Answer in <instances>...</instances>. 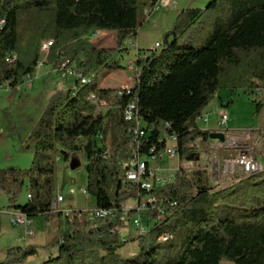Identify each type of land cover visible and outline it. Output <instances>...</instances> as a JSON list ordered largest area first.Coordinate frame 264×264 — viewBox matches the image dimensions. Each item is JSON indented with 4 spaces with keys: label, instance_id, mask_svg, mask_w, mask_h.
Here are the masks:
<instances>
[{
    "label": "trees",
    "instance_id": "16d2710c",
    "mask_svg": "<svg viewBox=\"0 0 264 264\" xmlns=\"http://www.w3.org/2000/svg\"><path fill=\"white\" fill-rule=\"evenodd\" d=\"M158 1L0 0V86L16 89L33 77L45 40L52 46L44 64L59 70L67 60L82 77L93 74L50 97L25 143L30 167L0 169L7 209L29 220L60 217L51 210L55 158L82 150L86 193L96 210L116 214L115 220H66L67 230L49 244L56 254L40 264H264V169L222 187L212 185L207 170L180 164L172 181L148 192L124 182L135 157L166 150L162 134L175 137L179 159L208 147L212 131L197 122L220 91H260L255 113L264 95V0H209L179 10L158 47L135 58L128 91L100 88L104 74L122 68L114 54L127 51L125 42L137 36L143 9H155ZM92 32L114 33L116 48L87 41ZM93 95L106 104L105 113L96 112L88 100ZM130 106L133 118L126 120ZM136 121L142 137L133 135ZM23 189L27 200L19 204ZM148 195L165 214L147 212L144 233L121 237L136 213L123 217V204ZM131 244L135 251L122 254ZM37 252L11 247L0 264H23Z\"/></svg>",
    "mask_w": 264,
    "mask_h": 264
},
{
    "label": "rangeland",
    "instance_id": "374dc122",
    "mask_svg": "<svg viewBox=\"0 0 264 264\" xmlns=\"http://www.w3.org/2000/svg\"><path fill=\"white\" fill-rule=\"evenodd\" d=\"M209 0H159L155 9L148 11V9H143V23L140 25L137 31V36L132 40H127L125 42V47L128 50L127 53L124 51H118L122 53L121 56H115L117 58L121 69L112 71L111 73H106L100 78V84L105 88L116 89L118 92L122 89L121 86L131 83L132 70L127 69L128 61H135L136 58V48L143 47L145 53L148 51L154 50L156 44L161 42L163 34L170 29L172 23L175 19L176 14H173L174 9L181 10L187 8L191 5L196 6L197 8H202L206 5ZM195 7V8H196ZM178 12V11H177ZM95 32H92L93 34ZM85 39L93 44L107 49H115V35L114 33L107 32H98L97 36L91 38L90 35ZM51 40H45L41 42H49ZM40 45V47H41ZM146 48H148L146 50ZM46 54H40V61L36 68L35 74L33 75L34 85L33 88L28 90L25 89V84L18 86V89H11L8 85H3L0 88V94L2 97L6 96V99L1 100V104L4 105L2 111L3 115L11 114L13 122L15 123V129L11 131V136L7 139L6 142H0V169L6 168H19V169H28L32 161V150L25 148V143L28 140L30 132L35 125V123L41 117L44 109L48 105L49 97L55 94L57 91H65L69 88L75 87V82L69 77H63L61 70L54 69L51 65L44 64ZM65 63L66 68L71 66H76L75 63H68L67 60H64L62 64ZM93 75V74H89ZM88 75V76H89ZM26 82V81H25ZM124 83V84H123ZM51 87L55 90L49 92ZM44 95H47L44 96ZM49 95V96H48ZM51 95V96H50ZM220 99L227 102L228 106L226 109L216 110L217 113L222 111H227L229 113V120L222 132L225 136L237 135L240 136L245 132L251 133V148L254 152V155L262 160L264 163V107H260V111L255 113L256 103L260 96L255 92L239 90L235 92L222 90L219 92ZM14 98V99H13ZM13 99V105L10 101ZM219 101L218 96H216L210 104L202 112V118L204 119L206 114L208 115V121L204 122L199 120L197 125L200 129L211 130L219 132L220 128L216 125V119L218 114H212L215 112L213 105ZM107 110L106 106H103L97 109L96 112L100 111L105 113ZM206 113V114H205ZM7 130V127H5ZM19 134H23L25 142L22 143L21 147L18 145L20 140L18 139ZM14 139V143L11 142V138ZM162 139L166 141V149L174 148L176 143L168 136L162 134ZM213 141V140H212ZM25 148V149H24ZM216 152L217 154L212 156V153ZM164 152H161L163 155ZM222 150H214L209 146H199L196 152L191 154L184 155L179 159L178 155L175 154L174 157H170L166 154L162 156L159 160L158 166L161 170L167 171L169 173H174L178 169L180 164L186 169H202L207 170L209 178L211 181L209 166L211 161H220L224 157ZM145 158H141L144 160ZM55 188L57 192V187H61V195L64 198V202L60 204V208L64 205L66 206H76L77 208L84 213L89 211L96 210V203L93 197L82 194V190L86 187V173H85V155L82 150L72 151L67 159H57L55 158ZM27 200V195L25 189H23L18 197L17 202L19 204L25 203ZM135 201H128L125 204V208L131 209L134 208ZM7 198L0 191V208L6 206ZM150 215H141V223L143 226L146 225V221L150 218ZM135 218V215L132 216L129 229L130 233L127 231L120 230V236L127 238L136 234V231L132 225V219ZM33 222L32 229L35 230L36 236L32 239V242L35 244L37 249V255L29 258L23 264H40L46 260L49 256L54 255L57 251L56 246H50L49 244L54 240V236L49 238V242L46 241V232L47 231H56L62 234L67 226V222L63 216H52L48 219L44 217L31 218ZM14 226V225H13ZM127 229V228H126ZM53 233V232H52ZM43 236L42 241L39 243V239ZM45 238V240H44ZM31 239L24 240L19 243V246L26 245ZM45 246H41V245ZM135 251L133 244L129 245L122 251V254L129 255ZM4 257L0 254V261ZM220 264H234L228 260H222Z\"/></svg>",
    "mask_w": 264,
    "mask_h": 264
},
{
    "label": "built area",
    "instance_id": "2783aa9c",
    "mask_svg": "<svg viewBox=\"0 0 264 264\" xmlns=\"http://www.w3.org/2000/svg\"><path fill=\"white\" fill-rule=\"evenodd\" d=\"M151 9L149 8V11ZM98 32H95L90 35L91 38L96 37ZM52 46V41L42 43L40 47V52L42 54H48L49 48ZM158 44H156V47ZM16 59V55L8 56L6 62H12ZM134 64L132 62L128 63L127 69L132 70ZM61 70L63 77H69L71 79L78 80L80 83H86L89 81L91 76L80 77V70L76 66H71L66 68L65 63L60 66L59 71ZM29 78L24 79V81H28ZM124 84V83H123ZM130 84H125L121 86L120 91H128L130 89ZM1 87V86H0ZM120 94V92H118ZM256 94L258 96H262L260 91H257ZM88 100L91 104L96 106L97 109L105 106V104L99 101L94 95L88 96ZM261 106L264 107V95L261 99ZM133 107H128V118L126 120H131L133 118L132 113ZM215 114V112H212ZM208 115L206 114L204 119L201 118L204 122L208 121ZM264 118V114H263ZM229 120V113L227 111H222L218 113L217 117V126L222 130H224L227 122ZM1 134V129H0ZM143 131L140 130V123L136 121V128L133 130V135L137 137L143 136ZM175 143V137H170ZM213 144L209 145L210 148L214 150H222L225 154L224 157L220 161H211L209 166V173L211 177L212 185H223L224 180L232 181L239 177H245L254 172H261L264 169V163L261 159L254 155V152L251 148V133L245 132L240 136L237 135H224V140L222 142L218 140L210 141ZM163 155L166 154L170 157H174L176 154L175 147L170 149L167 148L163 151ZM217 153L213 152L212 156L215 157ZM161 153L157 156H152L147 160H141V158L135 157L132 161L131 168L125 174V181L132 185H137L142 190L150 191L154 186H162L165 183H168L173 180L174 173H169L167 171L161 170L158 166L159 160L162 158ZM83 195H87L85 189L82 190ZM63 203V197L61 195L56 194V199L53 201V206L51 210L63 216L65 220L75 219L81 223L84 218H87L90 221L95 219H109L115 220L116 214L112 211L102 210L101 211H89L84 214L81 212H76L68 209L60 208V204ZM126 204V203H125ZM125 204L122 206V216L126 217L127 213L130 209L125 208ZM133 210L136 211L135 218L132 219V225L137 234L144 233L145 226L141 223V215L146 214L147 212H155L158 216H163L165 214V208L162 207L157 200V198L153 195L139 197L134 204ZM5 213L9 214L11 224L14 226H26L30 227L31 223L29 219L26 218L24 214L16 210H5ZM120 231V230H119ZM126 233L130 231L129 228L125 229ZM34 230L31 229L27 234L28 237H34Z\"/></svg>",
    "mask_w": 264,
    "mask_h": 264
},
{
    "label": "crops",
    "instance_id": "0c3cea01",
    "mask_svg": "<svg viewBox=\"0 0 264 264\" xmlns=\"http://www.w3.org/2000/svg\"><path fill=\"white\" fill-rule=\"evenodd\" d=\"M189 7L195 8L196 6L191 5ZM181 9H182V7H181ZM151 10H153V9H151ZM177 11H179V10L178 9H174L173 10V14L175 15L177 13ZM147 49L148 48H146V50ZM143 50H144L143 47L142 48L141 47H137L136 48V52H135L136 57L138 55H140L141 57H144L145 55L148 54V53H145V51H143ZM124 52L127 53L128 50L127 51H124ZM121 55H123V54H120V53H116L115 54V56H117V57L118 56H121ZM129 62H132V61H128V63ZM111 74H112V72H111ZM24 83H26L25 84V89H28V90L32 89L33 88V85H34L33 77L32 78H29V80L26 81V82L23 81L22 84H24ZM99 86H100V88H105L101 84ZM2 87L3 86H1L0 88H2ZM18 88L19 87H17L16 89H18ZM69 89H74V88H69ZM53 90H55V89H53L51 87V89H50L49 92H53ZM44 96L47 97V95H44ZM217 96L219 98V101L216 102L215 105H213V108L215 109L214 111H215L216 114H218L216 110L226 109V107L228 106V103L227 102H224V101H222V99H220L219 93H218ZM2 99H6V96L2 97L1 94H0V129H1L0 142H6L7 139L9 138V136H11V131L13 129H15V123L13 122V119H12L11 114H7L6 116L3 115L2 112H5V111H2V110L4 109L5 106L1 104V100ZM13 99L9 100L10 103H11V105H13ZM105 106H106V104H105ZM216 125H217V119H216ZM5 127H7V130H5ZM18 139L20 140V142H19L20 145H18V146L21 147L22 146L21 144L25 142V138H24L23 134H19ZM11 142L14 143V139L11 138ZM211 144H213V142H210L209 143V145H211ZM12 168H14V167H12ZM229 182L230 181L227 180V179L224 180V185L228 184ZM60 192H61V187L58 186L57 187L56 194L57 195H61ZM63 202H64V198H63ZM61 208L62 209L72 210V211H81L79 209V207L77 208L76 206H71V205L70 206L64 205ZM5 210H8V209L7 208H4V207L0 208V254H2L3 257H5L6 251L9 248L15 247V246H19L18 244L21 243L24 240H27L28 241L29 239H31L26 245L20 246V247H26V246H34L35 247V244L32 242V239L35 238L36 233L34 234V237H32V238L28 237V235H27L29 233V231L32 229L31 228L33 226L32 220H29L30 223H31V226L30 227H26V226H13L11 224V221H10V216H9V214L5 213ZM130 210H133V208H131ZM66 230H67V226L65 227V230L64 231H66ZM123 231H125V229H123ZM34 232H35V230H34ZM45 234H46V237H45L46 238V241L45 242H49L48 240H49L50 237H53L54 236L55 238H57V237H59L61 235L60 232H56V231H47ZM119 234H120V232H119ZM45 238H44V240H45ZM42 239H43V236L39 239V243L42 241ZM41 246H45V245L43 244ZM55 254H56V252H55Z\"/></svg>",
    "mask_w": 264,
    "mask_h": 264
},
{
    "label": "water",
    "instance_id": "95a60500",
    "mask_svg": "<svg viewBox=\"0 0 264 264\" xmlns=\"http://www.w3.org/2000/svg\"><path fill=\"white\" fill-rule=\"evenodd\" d=\"M209 139L210 140H218V141L222 142L224 140V134L220 133V132L213 131V132H210ZM214 186H216V185H214ZM222 186H224V184L219 185L217 187H222Z\"/></svg>",
    "mask_w": 264,
    "mask_h": 264
},
{
    "label": "bare ground",
    "instance_id": "6f19581e",
    "mask_svg": "<svg viewBox=\"0 0 264 264\" xmlns=\"http://www.w3.org/2000/svg\"><path fill=\"white\" fill-rule=\"evenodd\" d=\"M80 77H82V75L80 74ZM88 82V81H87ZM86 82V83H87ZM126 118H128V110L126 111V113H125V119ZM202 118V117H201ZM201 118L199 119V120H201ZM52 206H53V203H52V205H51V208H52ZM95 211H98V210H95ZM100 211V210H99Z\"/></svg>",
    "mask_w": 264,
    "mask_h": 264
}]
</instances>
